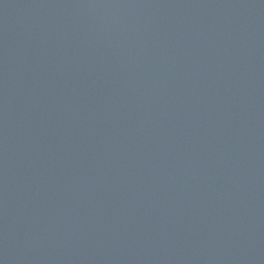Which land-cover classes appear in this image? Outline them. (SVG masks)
Segmentation results:
<instances>
[{"label": "water", "instance_id": "obj_1", "mask_svg": "<svg viewBox=\"0 0 264 264\" xmlns=\"http://www.w3.org/2000/svg\"><path fill=\"white\" fill-rule=\"evenodd\" d=\"M0 264H264V0H0Z\"/></svg>", "mask_w": 264, "mask_h": 264}]
</instances>
